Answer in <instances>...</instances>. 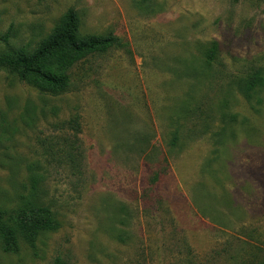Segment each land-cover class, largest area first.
<instances>
[{
	"label": "rangeland",
	"instance_id": "obj_1",
	"mask_svg": "<svg viewBox=\"0 0 264 264\" xmlns=\"http://www.w3.org/2000/svg\"><path fill=\"white\" fill-rule=\"evenodd\" d=\"M68 10L82 36L123 47L77 63L57 96L0 69V208L26 195V166L37 165V205L60 223L35 248L0 250V264H124L141 250L148 264H258L264 87L249 105L233 82L264 72V0H0V53L33 51ZM211 43L206 69L200 52ZM118 204L132 213L116 223L130 232L125 245L104 229Z\"/></svg>",
	"mask_w": 264,
	"mask_h": 264
},
{
	"label": "trees",
	"instance_id": "obj_2",
	"mask_svg": "<svg viewBox=\"0 0 264 264\" xmlns=\"http://www.w3.org/2000/svg\"><path fill=\"white\" fill-rule=\"evenodd\" d=\"M122 47L119 39L113 35L82 36L78 14L73 10H68L33 51L18 50L0 53V69L9 71L19 82L25 83L40 93L57 96L69 89V72L77 63L91 55H104L113 48ZM217 52L216 43H211L203 48L200 55L204 68H211L216 61ZM233 85L246 103L251 105L253 98L264 87V72L261 68H252L236 78ZM194 110L200 112V104ZM225 118L226 116L221 115V123ZM229 121L235 122V117H229ZM206 127L204 126L205 131ZM177 134V131L172 133L169 143L171 148L177 146L179 140ZM69 164L71 169L78 171L80 165L72 155L69 157ZM39 170L37 165L26 166L28 188L23 185L26 195H22L14 203L12 211L8 212L0 208V250L6 255L17 254L20 241L35 248L40 237L55 233L60 229V223L50 208L45 205H37L41 185L44 182ZM163 171L165 172L164 169ZM160 173L156 172L148 179L149 186L153 187L161 181ZM130 219H132L131 211L126 206L118 204L113 210V225L104 229L114 241L125 245L131 241L130 232L127 233L116 228V223L126 226ZM184 248L188 258L190 249L186 245ZM141 251L124 264H148L149 256L145 251ZM52 264H67V260L56 257ZM258 264H264V258Z\"/></svg>",
	"mask_w": 264,
	"mask_h": 264
}]
</instances>
